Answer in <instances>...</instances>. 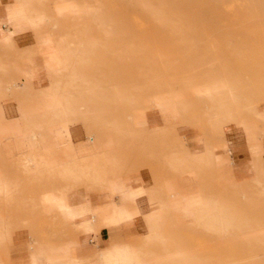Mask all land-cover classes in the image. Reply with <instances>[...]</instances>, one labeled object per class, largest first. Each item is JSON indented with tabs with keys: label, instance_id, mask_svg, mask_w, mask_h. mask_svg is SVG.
Segmentation results:
<instances>
[{
	"label": "rangeland",
	"instance_id": "374dc122",
	"mask_svg": "<svg viewBox=\"0 0 264 264\" xmlns=\"http://www.w3.org/2000/svg\"><path fill=\"white\" fill-rule=\"evenodd\" d=\"M72 1L62 2V10L75 15L52 17L48 25L57 33L60 27L74 38L79 35L76 48L89 58L81 71L68 73L80 79L75 91L81 103L72 105L77 112L72 124L84 129L80 146H90L73 160L84 166L113 156L120 176L145 169L157 181L163 176L157 155L167 138L171 146L173 134L178 135L180 154L170 163L179 172L164 189L173 194L178 185L180 190L188 185L200 210L194 221L167 216V247L179 249H152L166 253L165 264H264V0ZM46 2L53 8V0ZM4 75V83L22 82ZM149 113L174 116L176 122L168 132L148 130ZM187 127L198 128L201 141L215 132L205 154L188 152L182 131ZM227 128L247 137L251 159L241 170L229 146L226 155L215 153ZM67 153L62 145H19L0 132V176L13 188L0 193V217L11 221L13 230L30 228L36 241L50 244L56 241L47 229L58 227L60 242L67 240L59 247L74 243L73 232L42 207L41 193L59 185L71 191L82 181L78 186L89 191L105 190L91 176L65 180L56 170L36 169L31 159L45 154L66 163L72 160ZM225 164L235 172L231 183ZM81 232H91L98 243V228ZM118 235L123 242L144 240L141 234ZM3 240L0 262L6 264L11 241Z\"/></svg>",
	"mask_w": 264,
	"mask_h": 264
},
{
	"label": "crops",
	"instance_id": "0c3cea01",
	"mask_svg": "<svg viewBox=\"0 0 264 264\" xmlns=\"http://www.w3.org/2000/svg\"><path fill=\"white\" fill-rule=\"evenodd\" d=\"M66 1L73 3L72 0H53L54 6L49 8L46 0H0V132L14 136V142L19 145L66 146L67 157L72 160L56 163L51 156L34 155L31 159H34L35 168L56 170V175L65 180L91 176L105 190L89 191L85 186H78L85 184L82 181L76 182L71 191L68 186L59 185L41 193L42 207L58 215L64 227L73 232L74 243L60 247L58 244L67 240L63 237L60 242L58 227L47 229L48 235L56 241L50 244L36 241L30 228L13 230L12 222L0 217V244L4 238L11 241L6 264H165L166 253H155L152 247L163 245L166 252L180 248L167 247V216L194 221L200 210L196 191L188 185L182 190L178 185L173 194L164 189L166 182L174 181L172 177L179 172L178 165L170 163L180 154L178 135L173 134L171 146L167 138L168 144L157 155L163 168V176L157 181L145 169L120 176L121 165L113 156L84 166L78 159L74 161L83 148L90 146H80L79 143L86 139L84 129L72 124L77 119L72 105L81 103L76 99L75 91L80 79L68 73L81 71L89 58L76 48L75 41L81 38L77 33L74 38L71 32L59 27L61 32L57 33L48 25L52 17L75 15L62 10V2ZM1 72L5 73L3 79L17 77L22 82L4 83ZM175 122L174 116L160 113H149L146 118L147 129L158 133L168 132ZM182 131L191 155L205 154L215 141V132L206 141H201L198 128L187 127ZM227 146L231 148L228 154L231 152L233 164L241 170L251 159L247 137L230 134L228 128L224 129L221 147L215 153L226 155ZM195 164L196 161L191 160V165ZM224 166L227 167L228 183H231L229 179L235 172L226 164ZM223 170L222 179L225 178ZM188 174L197 177L195 172ZM12 190L0 176V193ZM44 196L47 201H43ZM95 228L99 229L97 244L91 232H81ZM119 231L134 236L141 234L144 240L138 244L123 242ZM190 262L193 260L189 257Z\"/></svg>",
	"mask_w": 264,
	"mask_h": 264
},
{
	"label": "bare ground",
	"instance_id": "6f19581e",
	"mask_svg": "<svg viewBox=\"0 0 264 264\" xmlns=\"http://www.w3.org/2000/svg\"><path fill=\"white\" fill-rule=\"evenodd\" d=\"M217 81H218V80H216V82H217ZM219 85H220V84H219ZM228 86H231V85H228ZM228 86H227V87H228ZM217 87H218V86H217ZM221 90H222V89H221Z\"/></svg>",
	"mask_w": 264,
	"mask_h": 264
}]
</instances>
